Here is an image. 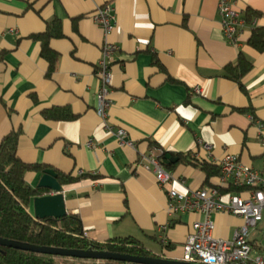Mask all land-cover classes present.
I'll list each match as a JSON object with an SVG mask.
<instances>
[{
    "label": "crops",
    "instance_id": "1",
    "mask_svg": "<svg viewBox=\"0 0 264 264\" xmlns=\"http://www.w3.org/2000/svg\"><path fill=\"white\" fill-rule=\"evenodd\" d=\"M218 3L0 0V143L20 129L23 161L81 178L63 189L67 214L80 219L88 239L105 243L135 237L157 254L183 258L193 223L203 217L171 215L167 189L208 188L205 174L183 164L171 170L167 165L174 163L163 160L175 180L161 188L143 155L166 151L175 158L184 153L216 163L235 154L242 163L264 169L256 125L264 121V52L247 43L253 27L264 26V0H235L243 18L247 9L262 13L246 22L236 44L225 38ZM105 4L115 15L108 34L92 19ZM54 18L62 22L64 36L50 42L59 59L49 75L41 42L32 35ZM106 43L118 46L111 62V130L96 111V70ZM241 53L253 64L243 78L245 91L225 76V67L236 64ZM63 106L78 116L58 121L45 116ZM119 129L132 145L120 143ZM152 142L159 149L151 148ZM41 174L29 171L26 180L37 187ZM33 200L29 212L35 217ZM213 219L216 236L224 239L243 223L242 217L224 212ZM168 244L175 247L167 249Z\"/></svg>",
    "mask_w": 264,
    "mask_h": 264
},
{
    "label": "trees",
    "instance_id": "2",
    "mask_svg": "<svg viewBox=\"0 0 264 264\" xmlns=\"http://www.w3.org/2000/svg\"><path fill=\"white\" fill-rule=\"evenodd\" d=\"M262 15L259 11L247 9L245 21L249 24ZM64 36L60 19L54 18L47 22L43 32L33 34L32 38L41 42L42 56L48 61V74L51 75L59 59V53L51 48L50 42L54 38ZM247 43L258 52H264V26L253 27ZM253 64L244 54H239L236 64L225 67V76L237 82L240 89L245 91L244 76L250 72ZM242 112L246 108L239 109ZM45 116L53 120H74L78 115L67 106L53 108L45 112ZM21 130L15 129L5 135L0 143V236L36 245L65 247L74 249H102L111 252L130 253L143 256H163L147 249L135 237L115 238L105 243L90 240L85 235L82 223L76 215L67 214L57 219L49 217L39 219L29 212L33 198L48 192L45 189L31 186L26 180L29 171L42 172L50 168L45 163H27L18 155L19 137ZM150 147L159 149L155 143ZM167 152L162 151L156 156L164 163ZM178 160L167 165L171 170L177 166L191 165L205 174L208 188H217L221 193L231 190L229 185H221L220 166L218 163L192 157L190 154L177 153ZM58 180L63 185L77 182L80 177L57 170ZM247 188L241 187L239 190ZM167 249L175 247L168 244ZM165 257V256H163ZM0 264H139L116 260H97L90 258L67 257L46 253H36L15 248L0 246Z\"/></svg>",
    "mask_w": 264,
    "mask_h": 264
},
{
    "label": "built area",
    "instance_id": "3",
    "mask_svg": "<svg viewBox=\"0 0 264 264\" xmlns=\"http://www.w3.org/2000/svg\"><path fill=\"white\" fill-rule=\"evenodd\" d=\"M235 0H219L218 10L222 28L229 43L236 44L239 34L246 25L245 18L235 6ZM92 19L102 27L106 34L115 25L113 7L105 4L92 14ZM118 46L106 43L103 55L96 70L100 81L97 93V114L105 125L112 105L109 86L112 82V52ZM199 91V88H196ZM258 136L264 145V121H256ZM121 144H130L125 140V130H117ZM92 145V141H89ZM205 147L210 149L208 143ZM154 169L156 181L163 188L175 180L155 153L142 156ZM216 163L220 166L221 185H229L231 190L221 193L217 188H198L181 192L174 187L167 189L168 211L171 215L198 213L203 218L193 223V231L184 244L182 260L203 264H264V229L259 225L264 222V169L248 166L235 154H226ZM142 164V161H141ZM241 187L247 188L239 190ZM248 195V196H245ZM216 212L231 213L243 218V223L236 229L231 239L217 237L213 216ZM262 232V238L258 237Z\"/></svg>",
    "mask_w": 264,
    "mask_h": 264
},
{
    "label": "water",
    "instance_id": "4",
    "mask_svg": "<svg viewBox=\"0 0 264 264\" xmlns=\"http://www.w3.org/2000/svg\"><path fill=\"white\" fill-rule=\"evenodd\" d=\"M177 160L178 158L173 157L171 153H166L164 156V161L166 163H175ZM41 173L37 188L45 189L46 191L53 192V194H44L34 198L33 203L35 208V217L39 219H46L49 217L60 219L65 217L67 215L65 191L63 189V185L58 180V173L53 168H47ZM0 246L36 253L97 260H116L139 264H203L163 256L134 255L130 253L111 252L102 249H74L36 245L1 236Z\"/></svg>",
    "mask_w": 264,
    "mask_h": 264
},
{
    "label": "rangeland",
    "instance_id": "5",
    "mask_svg": "<svg viewBox=\"0 0 264 264\" xmlns=\"http://www.w3.org/2000/svg\"><path fill=\"white\" fill-rule=\"evenodd\" d=\"M245 196H248V195H245ZM228 214H231V213H228ZM259 228H260V229H264V222H261V223H260ZM258 237H259L260 239L262 238V232H258Z\"/></svg>",
    "mask_w": 264,
    "mask_h": 264
}]
</instances>
